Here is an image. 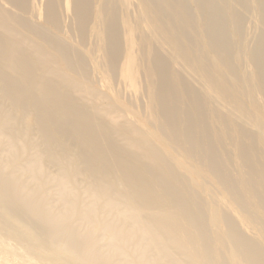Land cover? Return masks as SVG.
Here are the masks:
<instances>
[{
	"label": "bare ground",
	"instance_id": "bare-ground-1",
	"mask_svg": "<svg viewBox=\"0 0 264 264\" xmlns=\"http://www.w3.org/2000/svg\"><path fill=\"white\" fill-rule=\"evenodd\" d=\"M36 3L0 0L5 232L61 264H264V0Z\"/></svg>",
	"mask_w": 264,
	"mask_h": 264
},
{
	"label": "rangeland",
	"instance_id": "rangeland-1",
	"mask_svg": "<svg viewBox=\"0 0 264 264\" xmlns=\"http://www.w3.org/2000/svg\"><path fill=\"white\" fill-rule=\"evenodd\" d=\"M43 1L44 0H37L36 4L38 5L40 10H41ZM64 15L66 16V17H64V20L66 19V21H69V19H70L69 13H64ZM41 18L42 17H40V19ZM248 18H249V20H248ZM247 21H248L249 26L247 25ZM245 30H247V31H245ZM244 31H245L244 34L247 32L246 36H247L248 40L251 41L253 39L255 33H256V29L252 23V17L251 16L246 17V20L244 22ZM108 81H109L108 82L109 85L112 88H114V90H116L118 92V94H119V92L121 93V94H119V98L121 96V98H120L121 101L129 106L130 111L128 112L127 119H129L130 122H134L135 124H137L142 129H145L146 127L138 122V120L140 121V119H144V117H145V111H143L144 110L143 105L145 103L146 97L142 91L143 90L142 82L139 80L140 82L138 81L139 83L138 82L136 83L137 86L135 85L134 87H132L133 92L136 90V93L135 94L131 93V95H130L128 88H125V86H123V85L119 86V84L115 83V80L110 78V77L108 78ZM114 85H115V87H114ZM122 90H124V91H122ZM141 102H143V103L141 104ZM48 166H49L48 167L49 170H52V168L54 169V167H52L51 165H48ZM80 184L82 185V183H80ZM80 184H78V187L76 188V189H79L78 191H81V189H82V186ZM49 189L51 191L50 192L51 193L50 198H52L54 201H56V203L54 202L55 205L58 204V202L56 200L58 198V196H56L57 195V187L55 188V186L54 187L50 186ZM22 229L23 228L19 226V232L22 231ZM9 237L10 236L5 232V230L2 226V223L0 222V264H61L60 260L56 256L55 252L53 254L51 251H49V249L47 250L45 248L36 246V244L33 243V242H35V240H31V239L18 240V239H13L12 237H10V238ZM30 241H32V242H30Z\"/></svg>",
	"mask_w": 264,
	"mask_h": 264
}]
</instances>
